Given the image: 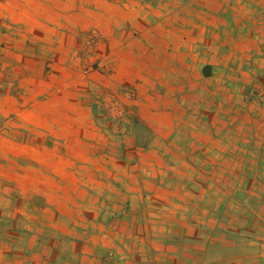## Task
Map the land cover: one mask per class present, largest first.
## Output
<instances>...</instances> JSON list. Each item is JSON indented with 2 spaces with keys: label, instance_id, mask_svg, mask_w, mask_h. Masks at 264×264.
<instances>
[{
  "label": "crops",
  "instance_id": "1",
  "mask_svg": "<svg viewBox=\"0 0 264 264\" xmlns=\"http://www.w3.org/2000/svg\"><path fill=\"white\" fill-rule=\"evenodd\" d=\"M113 8L97 14L93 46L87 14L83 31L45 35L47 49L40 37L26 47L25 34H2L0 264H105L104 255L60 257L55 248L78 247L77 231H180L188 221L180 200L221 199L180 176L198 165L264 166V111L248 100L259 85L252 56L264 65V0H113ZM95 61L107 72L89 77ZM122 199L158 208L121 222Z\"/></svg>",
  "mask_w": 264,
  "mask_h": 264
},
{
  "label": "rangeland",
  "instance_id": "2",
  "mask_svg": "<svg viewBox=\"0 0 264 264\" xmlns=\"http://www.w3.org/2000/svg\"><path fill=\"white\" fill-rule=\"evenodd\" d=\"M72 2H76V5L71 6ZM113 9V0H0V47L5 46L2 40L3 33L21 32L20 34H25L21 42L23 46H30V40L40 37L39 40L43 44L41 47L47 49L48 38H44L45 35L54 36L55 32L63 34L73 30L83 31L86 22L81 15L86 14L89 24L85 30L88 32L89 45L93 46L101 31L97 14L106 15ZM260 57L252 56L249 62L250 78L254 77L253 82L259 84L252 85L249 89L250 108L255 111H264V65L261 67L253 63ZM262 57L264 58V55ZM104 70H106L105 65H99V62L95 61L89 66L86 74L91 77L96 71L104 72ZM2 89L3 87H0V94ZM226 105L233 108L232 104ZM120 110L123 113L124 109L120 108ZM121 122L123 123L124 120ZM193 173L194 175L180 176V180L181 177L186 178L182 179V182L187 189H205L207 190L205 194H211L212 190L217 189V192L221 193V199L205 197L180 200V205L186 209L182 211L184 219H188L187 225L180 223V231H144L142 226L139 230L119 231L114 234L109 231H77L75 233L78 237L73 239L78 242V247L58 246L55 248V253L60 257H64L71 252L70 250H73L72 254L104 255L105 264H113V260H116L113 256H121L120 264H172L163 263V255L179 256L178 264H263L264 166L198 165L193 168ZM196 182H199L200 186H195ZM148 202L145 199H122L121 214L116 218L125 222L126 218H129L130 211L133 210H136L138 216L141 214L143 217L145 208L152 209L153 213L158 206L155 204L151 206L150 203L158 201L148 200ZM215 207L217 214L213 213ZM198 208L201 214H194L193 212ZM172 226L177 225L170 224V227ZM24 233L30 232L24 231ZM57 234L59 241L70 238L65 233ZM84 235L88 236L81 239L80 237H85ZM24 238L26 237L23 235L22 239ZM41 238L46 239L51 236H41ZM109 240L115 241V244L117 242V246L113 247L111 244L108 246ZM86 247L93 253L82 252ZM152 259L153 262L150 261Z\"/></svg>",
  "mask_w": 264,
  "mask_h": 264
}]
</instances>
